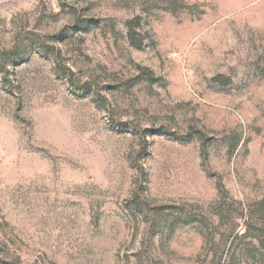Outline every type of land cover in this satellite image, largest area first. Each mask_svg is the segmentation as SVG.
Masks as SVG:
<instances>
[{
    "label": "rangeland",
    "instance_id": "obj_1",
    "mask_svg": "<svg viewBox=\"0 0 264 264\" xmlns=\"http://www.w3.org/2000/svg\"><path fill=\"white\" fill-rule=\"evenodd\" d=\"M0 264H264V0H0Z\"/></svg>",
    "mask_w": 264,
    "mask_h": 264
}]
</instances>
